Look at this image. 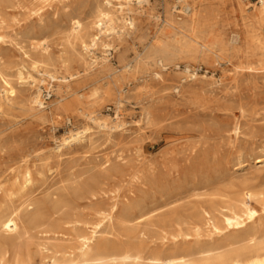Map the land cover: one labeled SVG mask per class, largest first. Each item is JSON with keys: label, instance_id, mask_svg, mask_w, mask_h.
Here are the masks:
<instances>
[{"label": "rangeland", "instance_id": "rangeland-1", "mask_svg": "<svg viewBox=\"0 0 264 264\" xmlns=\"http://www.w3.org/2000/svg\"><path fill=\"white\" fill-rule=\"evenodd\" d=\"M120 4L123 11L117 10ZM196 6L202 22L208 12ZM232 7L222 6L217 21L224 45L231 44L233 34L242 35L237 44L242 53L227 52L225 59L216 60L180 52L175 60L179 69L161 70L155 52L180 38L168 23L170 17H185L178 0H0V215L23 213L31 202L30 209L43 211L54 200L70 206L83 202L79 189L92 180L101 182L106 170L122 176L110 187L134 202L147 196L151 186L148 177L131 182L132 175L163 161L167 169L177 170L175 191L180 195L171 207L181 211L217 192L228 199L243 189L264 190V72L234 68L255 66L262 53L247 49L244 20ZM101 10L111 11L115 22V30L102 38L111 49L87 54L80 38L95 33ZM74 18L83 23L80 37L71 26ZM96 58L99 63H93ZM130 62L138 66L137 73L120 79L107 95V82L121 75L113 73ZM186 65L196 79L173 90L187 75ZM44 71L48 75L42 76ZM5 80L15 95H6ZM36 96L43 106L34 103ZM82 130L80 142L62 143L71 131ZM193 145L196 153L188 156ZM27 168L32 180L22 187ZM251 206L259 204L252 201ZM32 234L36 244L43 243L41 233Z\"/></svg>", "mask_w": 264, "mask_h": 264}, {"label": "bare ground", "instance_id": "bare-ground-1", "mask_svg": "<svg viewBox=\"0 0 264 264\" xmlns=\"http://www.w3.org/2000/svg\"><path fill=\"white\" fill-rule=\"evenodd\" d=\"M34 1L43 3L53 0ZM138 1L143 3L147 0ZM178 2L182 3L179 13L185 17H170L168 23L179 31L180 38H177L176 45L163 44L155 52V64L161 70L179 69L180 65L175 60L180 52L197 53L216 60L225 59L227 52L242 53L244 49L237 45L242 35L233 34L231 44L224 45L222 27L217 21V11L232 3L233 11L239 12L245 23L247 49L262 53L255 66L241 63L234 64V68L236 71L264 72V0L252 4L246 0ZM108 4L111 6L110 2ZM196 4L204 6L203 9L208 12V17L202 22L201 9H197ZM251 6L253 11L247 12ZM117 10L123 11L124 6L120 4ZM130 24L133 25V22ZM71 26L80 37L82 21L74 18ZM94 29L95 33L88 38H80V47L87 54L98 48L110 50L111 45L102 38L115 30L111 11L98 12ZM107 61V57L102 58L104 65ZM95 62L99 63V60L96 58ZM35 70L41 72L38 66ZM137 71V65L124 63L118 72L113 73L121 75L107 82V95H112L120 79L133 77ZM184 72L187 75L181 77L173 90L179 92L187 80L196 79V75L190 74L189 65L185 66ZM45 75H48L47 71L42 73V76ZM19 76L24 78L22 72ZM49 77L57 80L56 75ZM155 78L162 79L160 74H156ZM32 80L35 83L38 81L34 77ZM3 88L8 97L16 94V89L7 80ZM33 101L43 106L38 96ZM83 114L95 120L90 113ZM58 117L61 118V115ZM239 129L238 124L233 127L235 133ZM85 133L86 130L71 131L62 143H78ZM194 153L196 145L190 148L188 156ZM21 161L27 162L28 155L23 156ZM261 161V158L256 160ZM176 171L167 169L164 161L159 165H150L144 172L136 171L130 181L141 183L148 177L150 193L137 201L130 200V203L127 202L129 194L110 187L112 182L122 181V176L117 171L106 170L101 182L92 180L93 184L79 189L83 193L79 200L83 202L70 206L54 200L48 211L38 207L30 209L29 206L34 204L31 202L23 213L3 212L0 215V264H264V190L243 189L228 199L217 192L191 209L181 211L171 207L180 195L175 191ZM31 180L32 173L27 168L21 181L22 187H26ZM132 194L130 189V197ZM252 201L259 206L252 207ZM81 203L85 206L82 207ZM33 231L41 233L43 243H35Z\"/></svg>", "mask_w": 264, "mask_h": 264}, {"label": "built area", "instance_id": "built-area-1", "mask_svg": "<svg viewBox=\"0 0 264 264\" xmlns=\"http://www.w3.org/2000/svg\"><path fill=\"white\" fill-rule=\"evenodd\" d=\"M253 2H255V3H258L260 0H252Z\"/></svg>", "mask_w": 264, "mask_h": 264}]
</instances>
